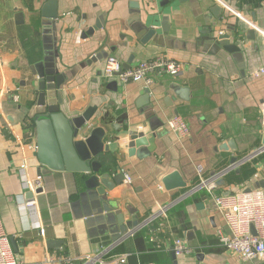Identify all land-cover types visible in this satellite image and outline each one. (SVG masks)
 <instances>
[{
    "label": "crops",
    "instance_id": "1",
    "mask_svg": "<svg viewBox=\"0 0 264 264\" xmlns=\"http://www.w3.org/2000/svg\"><path fill=\"white\" fill-rule=\"evenodd\" d=\"M47 2L0 0V217L18 264L108 248L109 254H128L118 264H264V257L244 260L220 245L218 231L230 234L222 216L203 188L191 191L199 182L197 165L208 178L262 145L264 74L252 72L264 67V0H56L55 30L44 17ZM215 5L220 9L214 14ZM45 30L55 70L63 76L60 111L72 118L93 108L87 128L101 126L108 137L109 150L95 159L110 174L105 194L86 188L85 174L49 170L36 157L26 112ZM226 32L238 52L219 44L218 34ZM108 56L123 68L165 56L182 70L154 75L149 85L119 83L102 76ZM145 89L151 106L140 100ZM177 116L187 125L185 136L166 127ZM149 124L161 128L160 137L149 136L148 146L130 155L128 130L150 133ZM22 162L28 182L17 173ZM241 166L246 173L232 176ZM241 166L217 178L224 181L216 184L217 193H264V153ZM173 171L184 187L165 188L162 180ZM117 174L123 176L118 183L112 179ZM35 178L42 188L33 192L28 183ZM28 200L33 211L24 205ZM104 201L111 211L102 210ZM161 206L166 216L149 221ZM117 210L124 222L138 225L113 240ZM176 237L191 253L174 255Z\"/></svg>",
    "mask_w": 264,
    "mask_h": 264
},
{
    "label": "water",
    "instance_id": "2",
    "mask_svg": "<svg viewBox=\"0 0 264 264\" xmlns=\"http://www.w3.org/2000/svg\"><path fill=\"white\" fill-rule=\"evenodd\" d=\"M55 5L56 0H48L47 13L44 14L45 18L50 19L47 24L52 30L56 29L57 12ZM219 9V6L215 5L210 8V11L215 14ZM16 17L20 18L22 14L18 13ZM90 31L91 28L86 33L90 34ZM46 32L48 30H45L43 35L45 43L43 46V58L33 64V91L31 96H29V100H27L28 108L26 112V117L34 127L36 157L39 163L49 170L85 174L87 176L84 181L86 188L97 189L99 193L105 194L112 187L111 182L107 181L110 174L109 172H104L100 162L95 159L100 153L109 150V146L105 142L108 137L101 126H96L90 130L87 128V122L91 118L93 108H89L83 114L72 118L66 117L60 111L58 91L63 83V76L55 70L52 41L45 36ZM230 36L231 32H226L218 34L216 39L225 51L229 53L238 52L239 48L235 44L229 43ZM143 93L144 95L140 98L143 101V105L151 106L149 90L145 89ZM148 128L151 131L150 133L136 128L128 130L126 146L130 155L138 152L139 147L146 148L149 144V136L160 137L161 128L159 129L154 124H149ZM262 132V145H264V125L262 126ZM231 145L233 146V143L230 141L229 146ZM236 160L233 158L231 163ZM119 178L122 180V174L112 177L116 183H118ZM162 182L167 189L185 186L177 171L164 176ZM217 182L216 184L224 183L222 178ZM245 190L249 191L250 189L247 188ZM101 206L102 210L106 212L112 209L107 206L105 201ZM115 218L118 227L112 228L113 233H115L113 240L118 239L122 233L138 225L136 220L124 222L123 214L120 210L115 212ZM109 221L113 222V220Z\"/></svg>",
    "mask_w": 264,
    "mask_h": 264
},
{
    "label": "built area",
    "instance_id": "3",
    "mask_svg": "<svg viewBox=\"0 0 264 264\" xmlns=\"http://www.w3.org/2000/svg\"><path fill=\"white\" fill-rule=\"evenodd\" d=\"M220 1V0H218ZM223 4L222 1H220ZM182 70L180 62L165 56H156L148 60L140 61L133 66L123 68L121 63L113 56H108L103 64L102 76L107 80H114L119 83L145 82L151 84L152 76L168 74L177 76ZM264 74V67L254 70L252 75L255 77ZM261 118L264 122V103L261 105ZM166 127L171 131L177 132L181 136L188 134V128L180 117H174L166 122ZM264 153V145H261L248 156L237 159L226 171L234 170L243 163L252 160L258 155ZM27 164L22 162L17 168V173L21 180L27 181ZM224 171V172H226ZM224 172L214 173L208 178L203 175V168L196 166V174L199 182L191 191H197L201 188L205 190L208 197L214 203L215 209L220 213L225 226L230 234L227 235L218 231L220 245L239 255L244 260L261 259L264 257V193L261 189L231 190L226 193H217L216 180ZM125 182L130 183L131 178L125 175ZM29 186L33 192L42 188L40 178L31 179ZM25 207L30 211L34 209V201L25 202ZM166 207H159L148 219L155 220L160 216H166ZM31 226L39 227L36 220H32ZM253 229V232H252ZM131 232L129 235H133ZM171 250L175 256H183L191 253V249L180 237L174 238ZM128 254H109V248L98 252L97 254H84L81 257L73 258L71 256H62L57 258H47V264H72L78 259L80 264H118ZM0 264H18L9 242V236L5 231L2 219L0 217Z\"/></svg>",
    "mask_w": 264,
    "mask_h": 264
},
{
    "label": "trees",
    "instance_id": "4",
    "mask_svg": "<svg viewBox=\"0 0 264 264\" xmlns=\"http://www.w3.org/2000/svg\"><path fill=\"white\" fill-rule=\"evenodd\" d=\"M244 173H246V171H245V169H244V166H241V167H240V170H239V173H238V174H234V173H233L232 176H234V177L236 178V177H238V176H242V174H244ZM247 173L250 174L251 171L249 170V171H247ZM234 180H235V179H234ZM227 181H229V180H227Z\"/></svg>",
    "mask_w": 264,
    "mask_h": 264
}]
</instances>
